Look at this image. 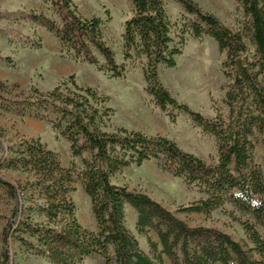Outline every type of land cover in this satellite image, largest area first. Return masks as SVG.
Wrapping results in <instances>:
<instances>
[{
  "label": "trees",
  "instance_id": "obj_1",
  "mask_svg": "<svg viewBox=\"0 0 264 264\" xmlns=\"http://www.w3.org/2000/svg\"><path fill=\"white\" fill-rule=\"evenodd\" d=\"M43 2L60 23L37 12L29 14L31 23L53 35L75 61L98 67L114 79L125 77V65L118 64L106 42L100 17H83L74 0ZM131 2L133 15L124 24V61L146 60L147 93L172 123L177 113H184L213 136L218 162L210 165L165 137L126 129L107 131L114 115L109 98L98 89L79 86L74 76L47 93L35 89L19 100L0 96V109L47 123L69 143L72 157L82 160L79 177L97 225L92 232L78 220L72 200L75 164L63 167L59 155L40 142L7 147L0 170L25 173L33 180L14 185L0 177V202L12 206L2 234L1 264H12L11 244L50 264H78L95 255L105 264H165V258L170 264H264V238L258 229H264V174L255 162V139L258 135L264 138V0H236L243 13L236 31L194 0ZM167 2L179 5L193 18L188 29L194 39H213L225 56L227 118L218 114L207 119L178 102L163 86L159 67L175 68L182 54V44L176 45L171 37ZM151 161L205 195L197 203L180 207L178 213L210 216L230 205L249 217L238 221L251 247L218 229L192 227L148 194L113 183L124 169ZM128 206L137 214L136 230L147 237L151 256L127 226Z\"/></svg>",
  "mask_w": 264,
  "mask_h": 264
},
{
  "label": "rangeland",
  "instance_id": "obj_2",
  "mask_svg": "<svg viewBox=\"0 0 264 264\" xmlns=\"http://www.w3.org/2000/svg\"><path fill=\"white\" fill-rule=\"evenodd\" d=\"M207 13L215 15L231 30H238L243 13L236 0H194ZM43 2V0H42ZM79 13L85 18L100 17L103 22L105 40L116 55L119 65H125L126 75L121 79L110 77L105 71L87 63L78 62L62 51L58 40L44 28L31 23L32 12L43 13L60 23V19L47 5L38 9L23 8L14 0H0V96L11 100L29 97L37 89L42 93L53 90L57 85L75 77L81 87L98 89L109 98L114 115L107 131L117 129L141 132L147 136L165 137L175 142L183 151L193 154L210 165L218 162L219 154L215 138L204 133L184 113H177L176 123L156 105L146 91L144 68L146 60L126 62L123 59L124 24L133 15L131 0H74ZM171 22V37L176 45L182 44V54L176 59L173 69L159 67L163 86L180 103L207 119L218 114L228 117L229 109L224 103L226 80L222 64L225 56L219 52L217 43L211 38L194 39L189 31L192 17L182 8L167 2ZM101 65L102 57L97 55ZM201 60V61H200ZM40 142L48 150L59 155L65 168L76 165V177L72 200L77 208L81 225L92 232L97 225L92 213L90 198L86 195L79 173L82 160L74 159L70 145L42 121L7 113L0 109V160L7 147L17 148L22 142ZM264 138L255 139V162L264 174ZM0 177L14 185H23L33 177L20 172L0 170ZM113 183L131 191L144 192L161 203L192 227L205 226L230 234L244 245L251 243L238 221L250 220L227 205L210 216L178 213L182 206L197 203L205 198L197 187L188 186L182 179L163 171L158 162L151 161L138 167L133 165L113 178ZM11 205L0 202V264L4 250L3 230L6 218L11 214ZM134 212V213H133ZM127 226L138 239L141 249L151 256L147 237L136 230L137 214L126 210ZM251 222V221H250ZM264 238V229L258 227ZM151 237L158 242L157 237ZM12 264H50L44 258L25 255L18 245L11 244ZM113 256V253L111 252ZM78 264H105L100 256H92ZM115 264V263H113ZM165 264L170 262L165 258Z\"/></svg>",
  "mask_w": 264,
  "mask_h": 264
},
{
  "label": "crops",
  "instance_id": "obj_3",
  "mask_svg": "<svg viewBox=\"0 0 264 264\" xmlns=\"http://www.w3.org/2000/svg\"><path fill=\"white\" fill-rule=\"evenodd\" d=\"M10 1H12V0H10ZM14 1H16L20 7L30 8V9H38L43 4L42 0H14ZM129 208L132 209L131 207L128 206L127 209H129ZM132 211H133V209H132Z\"/></svg>",
  "mask_w": 264,
  "mask_h": 264
},
{
  "label": "bare ground",
  "instance_id": "obj_4",
  "mask_svg": "<svg viewBox=\"0 0 264 264\" xmlns=\"http://www.w3.org/2000/svg\"><path fill=\"white\" fill-rule=\"evenodd\" d=\"M201 61V60H200Z\"/></svg>",
  "mask_w": 264,
  "mask_h": 264
}]
</instances>
